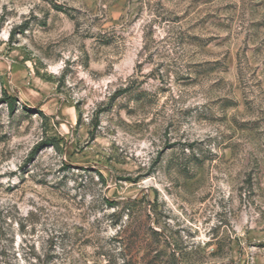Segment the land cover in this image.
Listing matches in <instances>:
<instances>
[{
    "label": "rangeland",
    "instance_id": "obj_1",
    "mask_svg": "<svg viewBox=\"0 0 264 264\" xmlns=\"http://www.w3.org/2000/svg\"><path fill=\"white\" fill-rule=\"evenodd\" d=\"M0 264H264V0H0Z\"/></svg>",
    "mask_w": 264,
    "mask_h": 264
},
{
    "label": "trees",
    "instance_id": "obj_2",
    "mask_svg": "<svg viewBox=\"0 0 264 264\" xmlns=\"http://www.w3.org/2000/svg\"><path fill=\"white\" fill-rule=\"evenodd\" d=\"M8 105H9V107L11 108V111H13L14 110V107H15V103H16V100L15 99H13V98H8ZM36 154V151L34 152V153H32V156H34Z\"/></svg>",
    "mask_w": 264,
    "mask_h": 264
}]
</instances>
